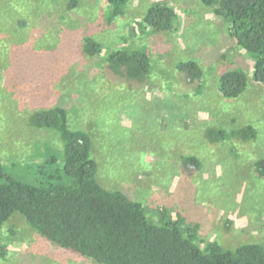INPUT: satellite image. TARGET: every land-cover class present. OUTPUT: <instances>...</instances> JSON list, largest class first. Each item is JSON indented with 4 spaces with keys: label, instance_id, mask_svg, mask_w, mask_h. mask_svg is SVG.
Returning <instances> with one entry per match:
<instances>
[{
    "label": "rangeland",
    "instance_id": "374dc122",
    "mask_svg": "<svg viewBox=\"0 0 264 264\" xmlns=\"http://www.w3.org/2000/svg\"><path fill=\"white\" fill-rule=\"evenodd\" d=\"M28 2L26 18L11 24L10 44H0L5 173L38 182L48 156L56 157V165L47 172L63 168L64 144L57 132L29 126L34 112L63 107L70 129L92 138L99 183L142 203L155 224L182 215L200 225L202 248L216 242L235 250L262 241L264 175L256 164L264 160V84L253 78L257 56L230 37V21L201 0H130L125 15L113 22L94 0H78L72 12L67 0H52L50 21L40 24L41 14L33 15L39 1ZM156 5L176 11L173 31L144 28L143 18ZM87 35L103 46L101 57L82 52L78 42ZM4 37L0 34V40ZM134 49L150 56L145 80H129L107 68L106 54ZM189 61L199 65L203 81L190 83L178 71L179 63ZM231 70L243 71L249 80L237 99L219 93L220 77ZM249 125L257 131L251 142H208L212 131L230 134ZM188 156L200 160V170L183 165ZM1 231L8 255L0 264H95L42 238L20 214Z\"/></svg>",
    "mask_w": 264,
    "mask_h": 264
},
{
    "label": "trees",
    "instance_id": "16d2710c",
    "mask_svg": "<svg viewBox=\"0 0 264 264\" xmlns=\"http://www.w3.org/2000/svg\"><path fill=\"white\" fill-rule=\"evenodd\" d=\"M28 1L32 0H0V34L5 36L0 44H10L9 36L14 33L11 24L26 18L31 7ZM36 1H39V6L33 15L41 14L40 24L43 20L50 21L47 14L52 10V0ZM94 1L107 12L109 22L123 17L130 2ZM201 2L215 16L230 21L229 35L235 45L257 56L253 78L255 83L264 84V0ZM78 4V0H67V10L72 12ZM63 16L60 18L62 22L65 20ZM176 18L172 7L156 5L147 11L142 24L152 33H169L174 29ZM44 31L54 35V31ZM79 43L82 52L93 59L105 52L92 36H85ZM105 57L109 70L113 69L114 73L125 75L129 80L142 81L151 73L150 56L144 50H117ZM2 64L6 69L7 63ZM177 69L186 74L190 83L203 81V72L194 61L179 63ZM248 85V76L243 71H227L220 77L219 93L226 99H237ZM29 126L57 132L64 144L63 168L47 172L56 165V157L48 156L41 165L43 177H39L38 182L28 183L5 173L0 161L1 260L8 255V249L2 242V227L15 214H20L42 238L95 264H264V238L235 250H226L216 242H208L202 248L199 224L178 215L169 222L161 217L162 224L157 225L147 217L142 203L131 200L119 190L105 189L98 181L92 138L86 131L70 129L65 108L38 110L30 116ZM231 138L245 144L257 138V131L249 125L230 134L225 130L212 131L207 139L209 143L216 144ZM182 161L188 168L200 170L202 167L195 156ZM256 171L264 175V160L256 164Z\"/></svg>",
    "mask_w": 264,
    "mask_h": 264
}]
</instances>
